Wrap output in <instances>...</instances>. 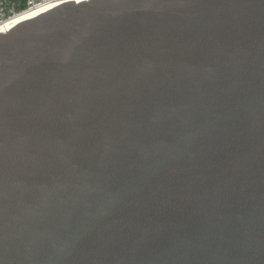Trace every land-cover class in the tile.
<instances>
[{
    "label": "water",
    "instance_id": "1",
    "mask_svg": "<svg viewBox=\"0 0 264 264\" xmlns=\"http://www.w3.org/2000/svg\"><path fill=\"white\" fill-rule=\"evenodd\" d=\"M0 264H264V0L0 34Z\"/></svg>",
    "mask_w": 264,
    "mask_h": 264
},
{
    "label": "built area",
    "instance_id": "2",
    "mask_svg": "<svg viewBox=\"0 0 264 264\" xmlns=\"http://www.w3.org/2000/svg\"><path fill=\"white\" fill-rule=\"evenodd\" d=\"M0 0V32L1 35L8 34L19 25L33 20L45 13H48L64 4L76 2L75 4L89 2L91 0ZM25 17L16 23L8 26L13 19Z\"/></svg>",
    "mask_w": 264,
    "mask_h": 264
},
{
    "label": "bare ground",
    "instance_id": "3",
    "mask_svg": "<svg viewBox=\"0 0 264 264\" xmlns=\"http://www.w3.org/2000/svg\"><path fill=\"white\" fill-rule=\"evenodd\" d=\"M83 0H78L77 2L79 3V2H82ZM73 4H75L76 2H72ZM27 16H29V15H26V16H23V17H18V18H16V19H13L10 23H8V26L9 25H11L12 23H16V21L18 22V21H20V20H22V19H25V17H27ZM2 32H0V34H1Z\"/></svg>",
    "mask_w": 264,
    "mask_h": 264
}]
</instances>
